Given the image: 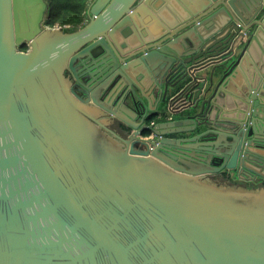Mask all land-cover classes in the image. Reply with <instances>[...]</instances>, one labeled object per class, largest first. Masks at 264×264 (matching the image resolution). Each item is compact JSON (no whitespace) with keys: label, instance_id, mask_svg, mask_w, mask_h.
<instances>
[{"label":"water","instance_id":"obj_1","mask_svg":"<svg viewBox=\"0 0 264 264\" xmlns=\"http://www.w3.org/2000/svg\"><path fill=\"white\" fill-rule=\"evenodd\" d=\"M48 12L0 0V264H264V0Z\"/></svg>","mask_w":264,"mask_h":264},{"label":"trees","instance_id":"obj_2","mask_svg":"<svg viewBox=\"0 0 264 264\" xmlns=\"http://www.w3.org/2000/svg\"><path fill=\"white\" fill-rule=\"evenodd\" d=\"M49 12L45 25L49 27L69 26L66 31H74L82 27L88 20V4L92 0H46ZM26 50L28 46L21 47Z\"/></svg>","mask_w":264,"mask_h":264},{"label":"crops","instance_id":"obj_3","mask_svg":"<svg viewBox=\"0 0 264 264\" xmlns=\"http://www.w3.org/2000/svg\"><path fill=\"white\" fill-rule=\"evenodd\" d=\"M216 177H217V178H220V179H223V177H225V176H223V175H217ZM248 185L253 186V185H255V184L252 183V182H250Z\"/></svg>","mask_w":264,"mask_h":264},{"label":"built area","instance_id":"obj_4","mask_svg":"<svg viewBox=\"0 0 264 264\" xmlns=\"http://www.w3.org/2000/svg\"><path fill=\"white\" fill-rule=\"evenodd\" d=\"M65 27H69V26H65ZM152 125L154 124V122L151 123ZM145 137H148V136H145Z\"/></svg>","mask_w":264,"mask_h":264},{"label":"flooded vegetation","instance_id":"obj_5","mask_svg":"<svg viewBox=\"0 0 264 264\" xmlns=\"http://www.w3.org/2000/svg\"><path fill=\"white\" fill-rule=\"evenodd\" d=\"M64 28H66V27H64ZM82 91V90H81ZM81 94H83V91L81 92ZM119 128H120V126H118Z\"/></svg>","mask_w":264,"mask_h":264},{"label":"rangeland","instance_id":"obj_6","mask_svg":"<svg viewBox=\"0 0 264 264\" xmlns=\"http://www.w3.org/2000/svg\"><path fill=\"white\" fill-rule=\"evenodd\" d=\"M47 26V25H46Z\"/></svg>","mask_w":264,"mask_h":264}]
</instances>
